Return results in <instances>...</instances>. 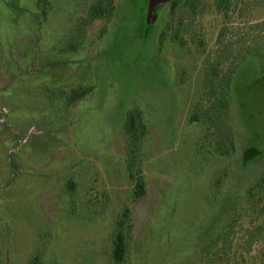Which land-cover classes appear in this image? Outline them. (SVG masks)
Returning <instances> with one entry per match:
<instances>
[{"label":"rangeland","instance_id":"obj_1","mask_svg":"<svg viewBox=\"0 0 264 264\" xmlns=\"http://www.w3.org/2000/svg\"><path fill=\"white\" fill-rule=\"evenodd\" d=\"M173 1L0 0V264H117L126 212L124 264H264V191L251 206L264 180V73L248 56L223 80L234 146L218 150L191 117L219 86L205 85L206 61L225 18L203 0L194 35L175 41ZM100 2L110 13L77 47L75 25ZM263 19L264 0H243L230 22ZM134 111L147 185L137 202L125 131Z\"/></svg>","mask_w":264,"mask_h":264},{"label":"trees","instance_id":"obj_2","mask_svg":"<svg viewBox=\"0 0 264 264\" xmlns=\"http://www.w3.org/2000/svg\"><path fill=\"white\" fill-rule=\"evenodd\" d=\"M243 0H215L218 10L224 15L225 22L218 32L215 50L208 55L206 61V86H214L216 79L221 78L219 86L213 87L207 94V101H199L195 105L191 120L193 122L204 123L211 132V139L218 150L222 152L230 151L234 146L233 134L228 125L229 106L219 98L222 82L230 80L232 74L240 63L248 56H253L258 60L260 72L264 73V19L258 22L246 23L243 26L231 24L232 15L239 8ZM203 0H174L170 5L169 18L172 30V37L175 41L182 42L185 35H194L196 32L197 18L202 10ZM100 2L94 5L88 13L87 19L80 20L72 34L78 40L77 47L83 42L85 28L93 19L109 14ZM79 46V47H80ZM229 65V70L225 76L221 77L220 69ZM223 82V83H224ZM86 89L74 90L69 97L72 102L82 98ZM126 131V152L128 157L129 177L134 182L133 200L135 202L147 197V185L142 176L137 174V163L139 161L141 143L143 142L145 131L142 124V117L139 112H131L125 124ZM258 184L257 189L251 194V206L257 208V192L263 193L264 180ZM126 212L118 223L116 234L112 243V258L117 264H124L126 251L130 246L133 232V222ZM264 229H262L263 231ZM254 237L261 236L259 230L254 231Z\"/></svg>","mask_w":264,"mask_h":264}]
</instances>
